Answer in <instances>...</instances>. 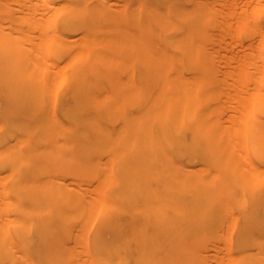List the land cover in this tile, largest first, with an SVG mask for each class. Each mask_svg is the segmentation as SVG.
Masks as SVG:
<instances>
[{
    "label": "bare ground",
    "instance_id": "bare-ground-1",
    "mask_svg": "<svg viewBox=\"0 0 264 264\" xmlns=\"http://www.w3.org/2000/svg\"><path fill=\"white\" fill-rule=\"evenodd\" d=\"M0 264H264V0H0Z\"/></svg>",
    "mask_w": 264,
    "mask_h": 264
}]
</instances>
